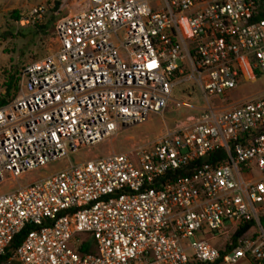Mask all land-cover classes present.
<instances>
[{
    "label": "built area",
    "instance_id": "built-area-1",
    "mask_svg": "<svg viewBox=\"0 0 264 264\" xmlns=\"http://www.w3.org/2000/svg\"><path fill=\"white\" fill-rule=\"evenodd\" d=\"M84 3L0 106V185L162 115L188 66L207 105L156 141L1 194L0 259L26 232L2 264H264V91L211 105L264 76V0Z\"/></svg>",
    "mask_w": 264,
    "mask_h": 264
},
{
    "label": "rangeland",
    "instance_id": "rangeland-1",
    "mask_svg": "<svg viewBox=\"0 0 264 264\" xmlns=\"http://www.w3.org/2000/svg\"><path fill=\"white\" fill-rule=\"evenodd\" d=\"M60 4L58 18L75 14L84 8L85 0H57ZM47 0H0V95L5 93L3 84L9 76L16 75L20 69L34 61H39L53 54L57 49L55 37V22L50 23L53 11L35 24L21 27L11 19V12H20L22 18H27L29 12ZM54 10V9H53ZM56 13V12H55ZM56 16V15H55ZM58 19V20H59ZM47 27V30H41ZM123 33L120 39L123 40ZM191 67L185 69V75L177 78L172 91L169 108L162 115H150L141 125L121 129L117 135L104 141L82 148L77 152L68 153L67 157L50 163L35 171L27 173L18 180H8L0 185V195L26 187L38 181L59 173L68 166H75L108 154L125 152L135 143L156 141L167 130H172L176 123L188 116H198L207 103L200 86L193 80ZM264 91V76L252 81H243L237 88L222 98H214L211 105L215 108H226L247 98L260 95ZM181 102L182 108L177 109L174 102ZM241 264H248L242 262Z\"/></svg>",
    "mask_w": 264,
    "mask_h": 264
},
{
    "label": "trees",
    "instance_id": "trees-1",
    "mask_svg": "<svg viewBox=\"0 0 264 264\" xmlns=\"http://www.w3.org/2000/svg\"><path fill=\"white\" fill-rule=\"evenodd\" d=\"M59 11H60V4H59V1L58 2L56 1L55 2V7H54V10H53L54 14L49 16L51 18L50 19V23H53L55 21L57 22V20L59 19L58 16H57ZM10 16H11V19H13L17 23H19L20 20L22 19V16H21L20 12H18V11H12ZM258 16L261 17V18H264V10ZM60 18H63V17H60ZM56 22H55V24H56ZM41 30H45L46 31L47 27H41ZM18 74L19 73H17L16 75L9 76L8 81L3 84L4 89H5V93L0 95V106L6 104L7 102L12 100L16 96L17 83H18V79H19L18 78ZM25 233L26 232L24 231L22 235H20L19 237H17V239H15V241L11 245L9 251L7 252L6 256L4 258L0 259V264H2L5 260H7V258L12 255L13 251L21 244V240H22L23 235ZM82 252H87V248L85 246H83Z\"/></svg>",
    "mask_w": 264,
    "mask_h": 264
},
{
    "label": "crops",
    "instance_id": "crops-1",
    "mask_svg": "<svg viewBox=\"0 0 264 264\" xmlns=\"http://www.w3.org/2000/svg\"><path fill=\"white\" fill-rule=\"evenodd\" d=\"M83 5H84V8H83V9H86V8H87V4H86V3H84Z\"/></svg>",
    "mask_w": 264,
    "mask_h": 264
}]
</instances>
